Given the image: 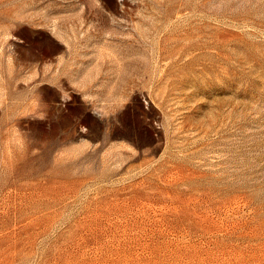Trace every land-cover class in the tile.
<instances>
[{"label": "rangeland", "instance_id": "1", "mask_svg": "<svg viewBox=\"0 0 264 264\" xmlns=\"http://www.w3.org/2000/svg\"><path fill=\"white\" fill-rule=\"evenodd\" d=\"M0 264H264V0H0Z\"/></svg>", "mask_w": 264, "mask_h": 264}]
</instances>
